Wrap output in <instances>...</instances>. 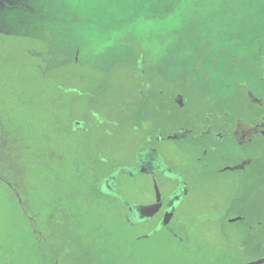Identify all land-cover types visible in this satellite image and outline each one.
<instances>
[{"label": "rangeland", "instance_id": "obj_1", "mask_svg": "<svg viewBox=\"0 0 264 264\" xmlns=\"http://www.w3.org/2000/svg\"><path fill=\"white\" fill-rule=\"evenodd\" d=\"M22 4L13 11L0 10V26L11 31L0 32V117L8 126L7 132L0 128V136L14 128L32 147L54 135L65 144L66 136H74L82 142L72 152L80 168L87 160L94 166L96 159H106L90 173L95 182L99 173L112 168L134 173L141 140L151 141L157 130L166 134L225 104H247L236 82L264 92L259 84L264 0H189L178 15L175 7L162 12L145 4L112 16L108 24L94 19L83 23L82 17L72 16L66 0ZM175 94L182 106L173 101ZM91 115L119 124L109 133H104L108 124L84 133L71 128L73 121L87 124ZM5 142L0 163L11 168V145ZM65 144L69 152V141ZM160 148L171 165L187 161L182 171L191 188L171 224L179 239L162 230L142 238L150 221L131 223L120 203L104 198H74L73 210L60 205L53 214V199L73 187L52 169L49 177L57 180L50 179L48 186L35 165L25 177L40 216L38 231L46 228L42 248L60 264H242L262 256L261 182L217 167L207 170L194 161L202 149L195 140L164 138ZM119 180L125 190L113 195L121 200L154 199L149 176L123 175ZM154 187L166 193L172 183L156 174ZM257 220L262 221L261 232ZM32 234L0 183V264H53L36 252Z\"/></svg>", "mask_w": 264, "mask_h": 264}, {"label": "flooded vegetation", "instance_id": "obj_2", "mask_svg": "<svg viewBox=\"0 0 264 264\" xmlns=\"http://www.w3.org/2000/svg\"><path fill=\"white\" fill-rule=\"evenodd\" d=\"M261 60H264V55H261ZM261 75L259 78V84L264 89V62L259 63ZM240 88H242L243 97L246 99L247 104H240L233 102L232 104H225L214 112H210L204 115L203 118L193 119L191 126H176L171 132L164 134L162 131H156L151 137V141H147V137L141 140V149L138 153L139 158H136L137 170L133 172L121 171L118 172L115 168H112L109 172L99 175V179L95 182L92 180L90 173L97 171L100 167L105 165L106 159H96L94 166L89 160L85 161L86 167L81 166L79 157L73 158L72 152L79 150V143L82 142L70 136L68 138V149L63 148V137L53 136L52 140L49 138V142L42 140L34 143L36 150L34 151L30 143L26 140L24 135L19 134L14 128L10 129L4 137L0 136V145H6L5 141L10 143V153L12 160V167H1L0 163V183L7 189L9 197L15 202L18 207L20 215L30 224L32 229L33 238L36 241V252L41 253L43 259L47 262L52 261L53 264H60L47 252L48 249H44L41 246L42 238L45 234L46 228L43 232H39L36 226L37 217H40L37 210L31 204V195L27 189V180L25 177L26 170L35 168L36 165L40 171V179H44L48 186H52L50 179L55 182L57 176L61 180L67 183H71L72 189L66 192H60V199H53L49 210L53 214H57L61 210V206H65L68 210H73V199L81 197L86 201L91 202L96 198H104L108 203H120L125 209V219L131 223H141L150 221L151 228L146 234H142V238H148L155 235L158 231L162 230L167 232L170 236L177 237L175 231L171 228V224L175 219V215L178 207L182 204L187 194L190 191L191 185L189 181L184 177L183 169L187 164L186 159L177 165H171L166 158V153L160 148V142L165 139L178 140V141H197V144L202 146L201 153L194 158V161L200 164H204L208 169L217 167V170L222 173L226 172H238L245 175L248 178L253 179L254 183L260 181L258 185L264 193V92L258 93L253 90L252 86L246 81L236 82ZM173 101L177 106H182V99L179 95L173 96ZM250 108H253L250 110ZM61 119L60 117H58ZM87 124L71 122V128L74 131H89L92 128L104 126V133H109L111 128L116 127L118 122L114 120L106 122L99 116H92ZM58 121L57 123H59ZM113 126V127H112ZM0 128H8L0 117ZM143 129V127H142ZM1 134V133H0ZM19 134V135H18ZM68 133L67 135H70ZM204 139H207V143H204ZM66 142V144L68 143ZM65 144V147H66ZM82 147V146H81ZM85 159V158H84ZM161 160V162H160ZM190 160V159H188ZM167 166L172 170V175H166L162 167ZM161 168V169H160ZM52 169L56 177L50 178L49 170ZM67 174V176H65ZM136 174L149 176L151 183L153 184L154 199L151 201L142 200H122L118 196L113 194L123 192V182L119 180L120 176L128 175L134 176ZM158 175L163 179L172 183L171 189L163 193L159 188L154 187V175ZM76 182V186L74 183ZM9 183V184H8ZM84 186L85 189H84ZM146 190V187H142V192ZM126 192V191H125ZM182 192V195H177V199L180 196L179 201L174 205V210L168 220L160 227L155 233L149 234L159 223L166 214V209L169 206L168 200L173 194ZM127 194V193H126ZM59 198V195H58ZM63 199L66 200L63 201ZM137 201V202H136ZM61 203V204H59ZM129 203L138 204L141 207L144 205L157 204L156 211L146 214L144 212L139 214L142 217L136 220L134 211L130 210ZM52 214V215H53ZM239 219H242L239 217ZM258 232H261L262 221H255ZM179 239V238H178ZM185 240V238H184ZM183 241V239H182ZM186 242V240H185ZM246 245V244H244ZM242 246L237 248V256H241ZM262 255H264V250ZM50 264V263H48Z\"/></svg>", "mask_w": 264, "mask_h": 264}, {"label": "snow or ice", "instance_id": "obj_3", "mask_svg": "<svg viewBox=\"0 0 264 264\" xmlns=\"http://www.w3.org/2000/svg\"><path fill=\"white\" fill-rule=\"evenodd\" d=\"M66 4L72 16L82 17L83 23L94 19L98 23L108 24L112 16H119L129 8L142 7L145 4L161 9L175 7L177 12L174 15H178L189 7V0H66Z\"/></svg>", "mask_w": 264, "mask_h": 264}, {"label": "water", "instance_id": "obj_4", "mask_svg": "<svg viewBox=\"0 0 264 264\" xmlns=\"http://www.w3.org/2000/svg\"><path fill=\"white\" fill-rule=\"evenodd\" d=\"M161 162V160H160ZM161 169V168H160ZM162 170L163 172L166 174V175H172V170L170 167H167V166H163L162 167ZM9 184V183H8ZM180 194V196L182 195V192H177L175 194L172 195V197L168 200V207L166 209V214L165 216L162 218V221L161 223H159L152 231L149 232V234H153L155 233L160 227H162L164 225V223L168 220V218L171 216L173 210H174V205L179 201L180 199V196L179 198L177 199V195ZM157 204H154V205H144L143 207H141L140 205L138 204H129V208L130 210L134 211V216L136 217V220H139L142 215L139 214L144 212L146 214H150L154 211H156L157 207H156ZM139 211V212H138ZM142 211V212H141ZM242 264H264V255L260 256V257H256L254 259H251V260H247L245 262H243Z\"/></svg>", "mask_w": 264, "mask_h": 264}, {"label": "crops", "instance_id": "obj_5", "mask_svg": "<svg viewBox=\"0 0 264 264\" xmlns=\"http://www.w3.org/2000/svg\"><path fill=\"white\" fill-rule=\"evenodd\" d=\"M24 0H0V10L1 8L7 11H13L17 6L20 4L22 6H25V4H22ZM13 30V29H12ZM0 32H11L6 30L2 25L0 26Z\"/></svg>", "mask_w": 264, "mask_h": 264}, {"label": "trees", "instance_id": "obj_6", "mask_svg": "<svg viewBox=\"0 0 264 264\" xmlns=\"http://www.w3.org/2000/svg\"><path fill=\"white\" fill-rule=\"evenodd\" d=\"M152 8V10L153 11H162V12H164L165 10H166V8H168V7H164V8H159V7H151Z\"/></svg>", "mask_w": 264, "mask_h": 264}]
</instances>
